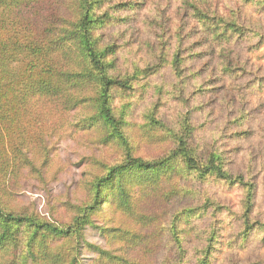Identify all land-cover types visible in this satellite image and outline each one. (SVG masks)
Wrapping results in <instances>:
<instances>
[{
    "label": "trees",
    "instance_id": "1",
    "mask_svg": "<svg viewBox=\"0 0 264 264\" xmlns=\"http://www.w3.org/2000/svg\"><path fill=\"white\" fill-rule=\"evenodd\" d=\"M141 4L139 0H0V264H83L80 254L89 245L85 227L108 206L119 215L118 222L99 228L107 242L104 248L91 246L97 253L92 264H157L164 237L171 249L159 264H184L192 234L205 242L196 249L194 264H213L222 239L216 216L224 211L237 217L235 236L241 248L260 233L258 242L264 247L258 185L227 167V151L215 141L198 145L195 108L183 106L169 126L160 114L159 100H154L144 108L141 123L130 121L133 84L156 73L158 66H137L128 72L106 31L111 24L128 20L129 12L134 14ZM258 4L264 5V0ZM123 12L129 14L121 16ZM201 15L222 23L220 29L219 23L213 26L218 25L215 37L244 35L236 21ZM172 52L170 63L180 78L185 69L182 49L176 46ZM74 110L82 111L84 128L115 149L118 158L100 164L101 173L86 183L84 199L73 205L72 217L60 221L61 227L11 206L8 182H15L24 168L32 169L34 158L29 154L47 152L44 132H51V127L58 131ZM244 115L242 111L234 118L225 115L221 124L227 138H246L247 130L227 133L230 125L241 128ZM135 137L161 153L151 159L139 156ZM211 180L241 188L238 210L200 190L199 204L174 209L167 218L168 206L177 197L195 198V188ZM153 204H160L157 212L151 209ZM209 212L213 221L202 232L197 220ZM227 241V245L233 242Z\"/></svg>",
    "mask_w": 264,
    "mask_h": 264
},
{
    "label": "rangeland",
    "instance_id": "2",
    "mask_svg": "<svg viewBox=\"0 0 264 264\" xmlns=\"http://www.w3.org/2000/svg\"><path fill=\"white\" fill-rule=\"evenodd\" d=\"M258 1L139 0L142 4L134 14H120L130 16L128 20L111 24L106 32L117 44L120 64L128 72L137 66H158L156 73L146 79L139 78L133 84L130 121L141 123L144 108L154 100H159L160 114L169 126L184 110L183 106L195 108L196 142L200 145L202 141L205 144L215 141L216 146L227 151V167L233 173L243 174L245 180L257 183V209L264 214V5H259ZM201 14H216L224 21H236L244 35L237 37L228 33L227 39L226 35L215 37L214 31L222 28V23ZM216 23L220 24L218 29V25L213 27ZM176 46L182 49L180 55L185 65L180 78L170 63ZM162 56H165L163 63ZM140 85L143 87L139 88ZM240 111L245 113L243 125L241 128L230 125L227 133L243 129L253 134L249 138L248 133L242 140L229 139L221 123L225 115L234 118ZM84 116L81 110H74L58 131L53 132L51 127V132H44L43 146L47 152L29 154L34 158L32 169L24 168L15 182H8L13 192L11 206L33 211L61 227L60 221L70 220L73 205L84 199L86 183L101 173L100 164H111L118 158L115 149L101 144L92 130L84 128L81 122ZM134 142L139 156L151 159L161 153L160 148L142 145L137 137ZM195 189L198 191L195 198L183 195L168 206L167 218L174 209L194 202L199 204L200 190H206L234 211L239 208L242 193L239 186L211 180ZM153 205L151 209L157 212L160 204ZM211 215L209 212L202 220H197L202 232L212 223ZM118 217L114 208L108 206L93 217V225L85 227V240L89 245L83 247L80 254L83 264H92L97 258L91 246L104 248L106 245L107 239L99 228L116 224ZM216 218L222 239L213 264H231L232 261L259 264L264 260V247L258 242L263 233L253 234V239L245 245L248 247L243 249L235 236L239 230L237 217L224 211ZM229 239L233 242L227 245ZM167 241L164 237L159 244L161 252L156 256L157 264L171 249ZM204 244V239L200 241L194 234L188 237L186 246L190 253L184 264H194L198 257L196 249Z\"/></svg>",
    "mask_w": 264,
    "mask_h": 264
}]
</instances>
